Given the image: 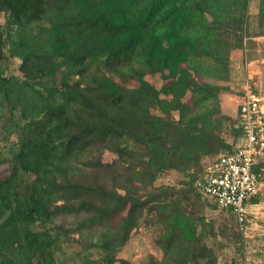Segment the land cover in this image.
Here are the masks:
<instances>
[{"label":"trees","instance_id":"trees-1","mask_svg":"<svg viewBox=\"0 0 264 264\" xmlns=\"http://www.w3.org/2000/svg\"><path fill=\"white\" fill-rule=\"evenodd\" d=\"M248 2L0 0V65L7 42L23 77L0 71V122L6 139L16 135L0 179V264H54L69 241L98 252L79 264H130L117 253L148 218L161 228L162 258L146 264H212L203 238L214 228L193 215L190 197L200 195L188 193L203 160L229 149L220 84L241 46L229 35H246ZM94 60L134 75L151 97L132 98L106 72L89 76ZM158 73L159 89L143 80ZM104 150L115 159L102 162ZM169 171L191 172L188 186L128 192Z\"/></svg>","mask_w":264,"mask_h":264},{"label":"rangeland","instance_id":"rangeland-1","mask_svg":"<svg viewBox=\"0 0 264 264\" xmlns=\"http://www.w3.org/2000/svg\"><path fill=\"white\" fill-rule=\"evenodd\" d=\"M259 3L264 7V0H249L247 8V22L244 27L247 36H254L257 34L264 35V12L258 13ZM6 19L5 14L0 13V25L4 26ZM263 29V30H262ZM236 35V36H235ZM229 35V38L236 37L237 40L242 38L243 34ZM5 60L0 65V71L4 76H14L20 81L23 80L22 73L19 69L20 59L16 56H10L9 43L6 42L4 48ZM138 68L137 64H133ZM88 75H99L105 73L96 60L90 61L87 65ZM106 76L111 77L115 82L120 83L126 91L130 92L132 98L139 100H146L151 97L152 91H147L141 87L139 81L134 75L131 78H124L106 72ZM76 77H72L71 80H75ZM196 79L205 82H213L209 78L202 76H196ZM143 80L149 85L159 89L163 83L161 75L158 74H145ZM59 81V79H57ZM172 100L177 104V99L171 95ZM185 103H190L188 97L182 99ZM153 112L170 116L169 111H156ZM175 117V112L172 113ZM237 123V121H235ZM233 122L225 121V130L220 134L222 138L232 134L238 136L240 130L238 127H233ZM16 141V135H8V139L5 138V131L0 122V179L8 175L11 167V159L9 154L10 145ZM234 149V143L229 144V149L221 150V153L225 151H231ZM88 157V156H87ZM115 154L104 150L101 155L102 162H111L115 159ZM212 158V157H211ZM207 158V159H211ZM214 158V157H213ZM206 160V159H204ZM203 160V161H204ZM191 172L176 173L169 171V175L174 174L176 178V184L178 187L185 188L189 183V176ZM264 183V174H262ZM159 180L154 182L152 187L143 190L140 186L129 187L128 192L133 195L142 196L145 191L148 192L154 188L161 187ZM192 186V184H191ZM127 190V189H126ZM124 191V190H123ZM188 194H196L195 191ZM195 196V195H194ZM190 197V210L195 216L204 218L206 223V229L209 230V225L213 226L215 236H206L203 238V243L211 251L210 261L212 264H264V185L261 192L253 199L254 205L249 207V214H247V222L245 223V231H240L237 220L233 213L229 210H221L215 207L214 204L203 200L202 198ZM161 233L159 225L155 224L150 218L143 225L135 228L127 243L117 253L119 259L127 260L130 264H146L150 257L155 260H161L162 253L154 245L153 240ZM90 255L91 258H98V252L95 249L90 251H83V247L75 241H69L61 243L58 250H56L54 264H79V256Z\"/></svg>","mask_w":264,"mask_h":264},{"label":"built area","instance_id":"built-area-1","mask_svg":"<svg viewBox=\"0 0 264 264\" xmlns=\"http://www.w3.org/2000/svg\"><path fill=\"white\" fill-rule=\"evenodd\" d=\"M264 96L250 80L242 83L238 107L240 142L229 152L220 153L203 161L192 181L194 191L216 208L229 210L237 220L240 231H245L249 207L259 193L264 172ZM162 173V186L177 187L176 176Z\"/></svg>","mask_w":264,"mask_h":264},{"label":"crops","instance_id":"crops-1","mask_svg":"<svg viewBox=\"0 0 264 264\" xmlns=\"http://www.w3.org/2000/svg\"><path fill=\"white\" fill-rule=\"evenodd\" d=\"M261 11L264 12V7L259 3L258 13ZM245 80H250L253 88L264 96V35L262 34L254 36H247L246 34L241 39V46L230 51L229 78L220 84L225 88L219 93L220 111L228 118V121L234 123V128H239L238 107L242 93V83ZM262 108L264 109V104ZM222 128L223 130L226 129L224 124ZM222 133L220 132V134ZM228 135L223 139L227 144L234 143V148H236L240 142L241 132L236 136V139L234 135L229 133ZM263 185L262 179L259 193Z\"/></svg>","mask_w":264,"mask_h":264}]
</instances>
